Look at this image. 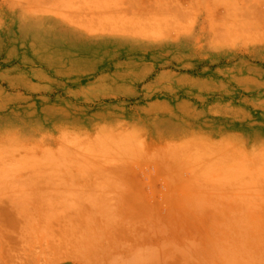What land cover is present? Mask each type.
<instances>
[{"label": "rangeland", "instance_id": "374dc122", "mask_svg": "<svg viewBox=\"0 0 264 264\" xmlns=\"http://www.w3.org/2000/svg\"><path fill=\"white\" fill-rule=\"evenodd\" d=\"M42 3L0 0V264H264L259 52L206 54L131 15L119 37L64 30ZM117 119L120 155L95 127ZM54 121L74 154H53Z\"/></svg>", "mask_w": 264, "mask_h": 264}, {"label": "crops", "instance_id": "0c3cea01", "mask_svg": "<svg viewBox=\"0 0 264 264\" xmlns=\"http://www.w3.org/2000/svg\"><path fill=\"white\" fill-rule=\"evenodd\" d=\"M42 8L43 13L48 14L46 17L51 18L55 25L64 30L70 27L72 22L81 21L80 27H83L91 21L101 27L92 35L119 37L125 35L120 32V21L131 15L135 22L139 21V25L147 28L145 35L159 34L165 40L173 41L197 36L198 41H202L203 52L206 54L259 52L260 59L264 60V0H44ZM140 34L141 32L135 33L138 36ZM115 84L120 86V82ZM120 89L121 87L113 88L110 93L120 95ZM12 95H5L3 100L7 102L0 103H11L14 99ZM103 123L96 125V129H100L103 140L107 135L116 137L117 155H120V119L105 126ZM71 127L72 125L65 121H54L43 128H50L52 132L57 133L56 144L52 148L53 154L61 150L62 155L75 153L77 146L74 142L77 137ZM113 131L116 132L115 135L104 134ZM87 139L85 136L84 140ZM85 148L87 149V146ZM60 165L63 167H60L59 171H71L70 163ZM105 166L108 169V164ZM118 167L120 169L119 165L117 169ZM88 170H91V166H88ZM65 181L68 182V178ZM91 181L90 178L89 182ZM47 195L60 194L54 192Z\"/></svg>", "mask_w": 264, "mask_h": 264}]
</instances>
